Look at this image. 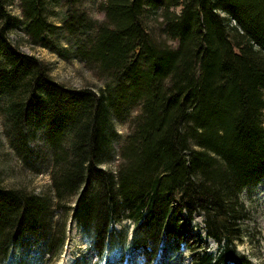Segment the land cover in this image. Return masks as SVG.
<instances>
[{
	"label": "trees",
	"instance_id": "16d2710c",
	"mask_svg": "<svg viewBox=\"0 0 264 264\" xmlns=\"http://www.w3.org/2000/svg\"><path fill=\"white\" fill-rule=\"evenodd\" d=\"M81 2L18 0V17L0 0L4 132L22 167L39 173L49 159L50 181L42 192L0 183V264L30 241L52 264L69 220L109 263L136 252L158 264L164 244L168 258L186 244L192 264H251L237 246L250 219L240 194L264 187V0H99L102 20ZM17 26L33 45L71 51L105 89L55 80L11 41ZM196 215L215 253L188 242Z\"/></svg>",
	"mask_w": 264,
	"mask_h": 264
},
{
	"label": "rangeland",
	"instance_id": "374dc122",
	"mask_svg": "<svg viewBox=\"0 0 264 264\" xmlns=\"http://www.w3.org/2000/svg\"><path fill=\"white\" fill-rule=\"evenodd\" d=\"M99 0H82L80 7L84 9L93 19L102 20L104 14L98 8ZM10 11L20 16V9L18 8V0L9 6ZM64 14V9L61 6H55L53 13L49 14V20L55 24H60L61 17ZM153 32L156 36H161V27L158 21L151 20ZM163 37V35H162ZM11 41L19 47L22 51L33 54L48 64L51 76L71 87L82 88L89 87L95 92H100L105 89L107 82L104 79L98 78L93 71L87 67L84 61L73 56L70 51L67 57H62L50 50L33 45L27 39L25 33L20 29V26L12 29L9 32ZM174 45V42L169 41ZM60 44L67 46L72 50L67 37L60 38ZM118 131L125 135L128 131L126 124L117 123ZM37 143L42 145L46 151L42 139L38 138ZM117 147V145H116ZM115 161L112 162L108 168H114ZM49 166V159H44L41 165V172L36 173L33 170L21 166L17 156L10 147L8 137L4 132L2 115L0 111V183L4 186H18L25 188L27 191L42 192L47 191L49 185V175L47 168ZM240 198L245 204L250 214L248 227L246 228L243 243L237 246V250L241 254L249 257L251 264H264V187L262 184L254 188L243 190ZM128 225V221L116 224L117 228L122 225ZM192 224L190 233L187 234V240L193 248L199 246H207L209 252L215 253L217 245L211 238H206L202 228L203 222L200 215H196ZM67 240L62 249L60 257L52 264H72L75 259H79L80 264H85L84 260L89 261V264H117L107 260L109 253L101 260L97 259L94 252L90 249L88 239L81 233L73 220H69L67 224ZM168 246L163 245V248L158 251V264H192L191 249H188L186 244L181 245V249L168 258ZM37 250L33 242H28L24 247H15L11 250L8 264H44L36 257ZM124 264H141V258L132 252Z\"/></svg>",
	"mask_w": 264,
	"mask_h": 264
}]
</instances>
